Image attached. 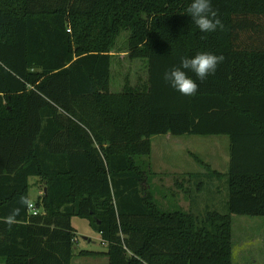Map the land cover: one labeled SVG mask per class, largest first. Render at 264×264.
Wrapping results in <instances>:
<instances>
[{"label":"trees","instance_id":"trees-1","mask_svg":"<svg viewBox=\"0 0 264 264\" xmlns=\"http://www.w3.org/2000/svg\"><path fill=\"white\" fill-rule=\"evenodd\" d=\"M190 3L0 0L3 264H71L73 216L107 246L80 255L104 253L107 264H233L232 215L264 217V0H212L223 27L211 33L192 22ZM124 31L128 56L144 59L147 76L116 92L112 46ZM200 51L224 59L197 80L195 95H182L164 73ZM158 134L228 136L224 211L158 206L137 159ZM192 156L207 179L222 177ZM32 176L46 188L36 215ZM13 208L20 213L9 225Z\"/></svg>","mask_w":264,"mask_h":264},{"label":"rangeland","instance_id":"rangeland-1","mask_svg":"<svg viewBox=\"0 0 264 264\" xmlns=\"http://www.w3.org/2000/svg\"><path fill=\"white\" fill-rule=\"evenodd\" d=\"M126 36L127 32H121L112 46L110 89L116 92L121 91L125 83L140 84L145 81L147 76L144 59L128 56ZM150 141V155L137 159L144 163L142 166L149 173L151 190L159 207H167L172 204L174 209L179 207L183 210L200 213H203L206 208L224 211L223 205L227 197L225 178L230 157L227 135L158 134L151 136ZM191 154H196L203 162L207 161L208 163H206L211 168L219 169L223 175L220 178L207 179V174H203L200 178H192L193 183L189 184L192 189L187 188L189 191L184 194L182 190L178 191L175 185L174 177L176 176L177 179L183 177L176 172L175 168L183 167L190 172H196L198 169L200 172L205 171ZM35 180L34 176L29 178V197L31 199L37 195ZM199 182L206 184L205 189L201 191L196 189ZM207 184L210 186L220 185L221 192L218 193L208 188ZM219 201H222L220 207L213 206V202L219 204ZM71 224L77 238V242H74L72 246L71 264H107V259L80 255L79 253L81 250L95 252L107 250L105 242L92 228L89 220L73 216ZM232 233L233 264H264V217L232 215ZM0 264H3L1 257Z\"/></svg>","mask_w":264,"mask_h":264},{"label":"clouds","instance_id":"clouds-1","mask_svg":"<svg viewBox=\"0 0 264 264\" xmlns=\"http://www.w3.org/2000/svg\"><path fill=\"white\" fill-rule=\"evenodd\" d=\"M192 22L202 33L215 32L222 28V21L212 6V0H191L188 8ZM224 57L208 51H200L191 56H181L179 63L169 68L164 73V80L176 91L185 96H193L198 91L197 80L203 81L214 74ZM194 74L195 79L193 78ZM22 204L27 205L26 198ZM20 209L13 208L5 219L9 225L14 223Z\"/></svg>","mask_w":264,"mask_h":264},{"label":"crops","instance_id":"crops-1","mask_svg":"<svg viewBox=\"0 0 264 264\" xmlns=\"http://www.w3.org/2000/svg\"><path fill=\"white\" fill-rule=\"evenodd\" d=\"M113 54V53H112ZM111 90V89H110ZM111 91H113V90H111ZM166 135V134H165ZM170 135V134H169ZM191 155H196V154H191ZM200 158V157H199ZM201 159V158H200ZM202 160V159H201ZM203 161V160H202ZM207 162V161H206ZM205 162V163H206ZM208 163V162H207ZM229 164V163H228ZM200 167L201 168H203L201 165H200ZM212 169H215V170H218L219 171V169H216V168H212ZM175 170H176V172L177 173H179L181 176H183L182 178H176V176L174 177V180L176 179V180H178V181H182L183 182V187L185 188V189H187V188H191L190 186H189V184L190 183H193V181L189 178V176H190V174H198V175H205L206 174V170L204 171V172H200V170L198 169V171H196V172H190V171H188V170H186V169H183V167H176L175 168ZM220 172V171H219ZM226 172V171H225ZM223 174V173H222ZM175 180V181H176ZM36 181V180H35ZM205 185L206 184H204V182L202 183V182H199L198 183V185H197V190H203V189H205ZM37 186V195H36V197L34 198V199H31L30 197V201L31 202H35V200H36V198L39 196V195H41L42 194V192H43V190H44V188L41 186V185H36ZM207 186H208V188H211L212 190H214V191H216V192H218V193H220L221 192V189H220V185H213V186H210V185H208L207 184ZM178 189V191L180 190L181 191V189H179V188H177ZM192 189V188H191ZM188 190V189H187ZM189 191V190H188ZM223 191V190H222ZM29 196V195H28ZM188 198H190V197H188ZM194 198V197H193ZM193 198H192V200H193ZM222 204V201H219V204L218 203H215V202H213V206H215V207H220V205ZM207 209V208H206ZM38 212H40V213H43L42 212V209H38ZM74 242H77V238L75 237V239H74ZM97 257H100V258H102V259H107V256L104 254V253H102V255H96Z\"/></svg>","mask_w":264,"mask_h":264},{"label":"built area","instance_id":"built-area-1","mask_svg":"<svg viewBox=\"0 0 264 264\" xmlns=\"http://www.w3.org/2000/svg\"><path fill=\"white\" fill-rule=\"evenodd\" d=\"M33 203H34V202H31V201L28 203V211H29L31 214L36 215V214H38V210L35 208V206H34Z\"/></svg>","mask_w":264,"mask_h":264},{"label":"water","instance_id":"water-1","mask_svg":"<svg viewBox=\"0 0 264 264\" xmlns=\"http://www.w3.org/2000/svg\"><path fill=\"white\" fill-rule=\"evenodd\" d=\"M46 192V188H44V193Z\"/></svg>","mask_w":264,"mask_h":264}]
</instances>
